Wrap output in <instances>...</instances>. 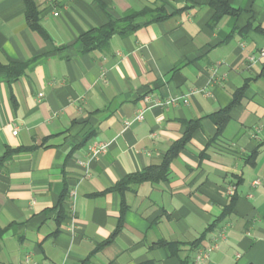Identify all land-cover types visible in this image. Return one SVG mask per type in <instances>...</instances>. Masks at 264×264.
<instances>
[{
  "label": "crops",
  "instance_id": "obj_1",
  "mask_svg": "<svg viewBox=\"0 0 264 264\" xmlns=\"http://www.w3.org/2000/svg\"><path fill=\"white\" fill-rule=\"evenodd\" d=\"M31 1L0 0V264H264V0Z\"/></svg>",
  "mask_w": 264,
  "mask_h": 264
},
{
  "label": "trees",
  "instance_id": "obj_2",
  "mask_svg": "<svg viewBox=\"0 0 264 264\" xmlns=\"http://www.w3.org/2000/svg\"><path fill=\"white\" fill-rule=\"evenodd\" d=\"M28 10H29V18L30 22L32 21V16L34 10V5L31 0H25ZM218 15H221L224 12L227 13H237L238 10L231 7L228 0H219L218 3ZM133 15H128L119 20H111L108 24L103 27L93 29L82 36V41L84 43V47L86 51L94 50V49H106L109 45L110 38L114 34L127 35L131 33L135 26L133 25ZM159 18H156V20ZM154 19H151L153 21ZM22 68V66L20 67ZM262 77H264V66L261 73ZM247 86L240 88L234 94V100L232 106L228 108H224L214 114V119L219 126V130H222L227 122L230 119V110L231 108L237 104L242 96L245 94ZM183 146V142L178 143L171 149L170 153L166 157L165 161L157 167H150L142 172L134 173L124 181L123 184H127L130 181H133L135 184L144 182V181H156L165 179L167 177V173L169 172V164L170 160L178 153V151Z\"/></svg>",
  "mask_w": 264,
  "mask_h": 264
},
{
  "label": "built area",
  "instance_id": "obj_3",
  "mask_svg": "<svg viewBox=\"0 0 264 264\" xmlns=\"http://www.w3.org/2000/svg\"><path fill=\"white\" fill-rule=\"evenodd\" d=\"M259 56L260 57H264V45L260 48L259 50ZM253 60V58H252ZM147 100H151V97L150 96H147L146 97ZM176 99H172V100H169V101H166L164 103V105H168L170 103H173ZM144 116H145V110H140V112L136 115V117L134 119H131V120H127L126 121V125L127 126H130L132 125L133 123H135L136 121H142L144 119ZM13 133H17V129L14 130ZM106 148V144L103 143V142H95L93 143L91 146H90V149H89V155L90 157H95L97 155H99L104 149ZM260 184V181L259 179H257L255 182H254V185H258ZM234 190V187L231 186L228 188V191H233ZM73 197L75 198L76 197V193L73 192L72 193ZM72 208H73V211H72V214H73V219H74V214H75V204L73 203L72 205ZM73 221V227L72 229H75L74 228V220ZM225 234L222 232L220 234V238H224ZM216 247V244H214L213 246L211 247H207V248H204V249H200L199 252H198V255H197V258H196V261L198 264L202 263L204 260L208 259L211 251Z\"/></svg>",
  "mask_w": 264,
  "mask_h": 264
}]
</instances>
